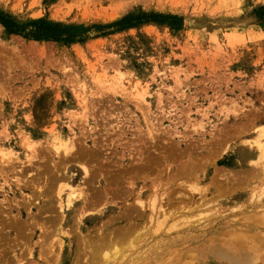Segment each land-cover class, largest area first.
<instances>
[{
	"label": "rangeland",
	"instance_id": "rangeland-1",
	"mask_svg": "<svg viewBox=\"0 0 264 264\" xmlns=\"http://www.w3.org/2000/svg\"><path fill=\"white\" fill-rule=\"evenodd\" d=\"M0 13L181 18L82 42L0 22V264L264 263V178L246 151L264 132V0H0Z\"/></svg>",
	"mask_w": 264,
	"mask_h": 264
},
{
	"label": "trees",
	"instance_id": "trees-1",
	"mask_svg": "<svg viewBox=\"0 0 264 264\" xmlns=\"http://www.w3.org/2000/svg\"><path fill=\"white\" fill-rule=\"evenodd\" d=\"M151 21L159 23L171 22L174 24L175 21H181V18L179 16L164 17L162 14H157L155 18H152V16L147 15L146 13L131 14L110 24H95L91 27L85 28L80 25H66L59 22H45L43 20H35L27 23H16L11 18H8L3 13H0V22L10 32L18 33L24 35L27 38H33L36 40L47 39L68 42L85 41L87 38H89L88 33L93 29L101 31L115 28V30L119 31Z\"/></svg>",
	"mask_w": 264,
	"mask_h": 264
},
{
	"label": "bare ground",
	"instance_id": "bare-ground-1",
	"mask_svg": "<svg viewBox=\"0 0 264 264\" xmlns=\"http://www.w3.org/2000/svg\"><path fill=\"white\" fill-rule=\"evenodd\" d=\"M117 15V14H116ZM148 15V14H147ZM170 16V15H169ZM137 17V16H136ZM146 17V16H145ZM140 19V18H139ZM104 75H106V74H104ZM117 82V81H116ZM138 95H142L141 93L140 94H138ZM85 99V98H84ZM85 102V101H84ZM262 137H264V132H262L260 135H258L257 136V140L255 141V143L253 142V143H251L250 144V149L249 150H246V151H248V156H251V157H248V158H250V160H249V164L255 169V170H257V171H261V173H262V176H263V178H264V140L262 139ZM246 142V141H245ZM75 142H74V140L73 139H71V138H68V137H63L62 139H61V141H59V143L58 144H54V146L56 147V151H59L60 150V148H64L63 150L66 152V154H69L68 155V157L69 156H72L73 154V152H72V149L74 148V146H76L75 144H74ZM55 147H53V148H55ZM254 148H256L257 150L256 151H253V149ZM64 152V153H65ZM63 153V152H62ZM63 153V154H64ZM70 154H72V155H70ZM65 155V154H64ZM75 156V155H74ZM247 156V155H246ZM85 168V167H84ZM86 171H88L87 169H85V172ZM264 186V185H263ZM84 189V188H83ZM197 189H199V191H200V194H201V199L204 197L203 196V194H204V192H205V190H204V187H198ZM79 190L80 191H78V189H75V187H73L72 188V192L70 193V195L72 194V196H70V198H69V204H70V206L74 203V200L76 199V198H78L79 197V193L78 192H80V193H83V190H82V188H79ZM264 187H262V188H260V192H259V194H258V200H261L262 199V195L264 194ZM256 193V192H255ZM253 194V196H252V198H255L257 195L256 194ZM83 195V194H82ZM254 195H256V196H254ZM204 199V198H203ZM256 199V200H257ZM153 200V199H152ZM157 200H156V198L154 199V201H152L151 202V205H150V208H151V219L153 220V219H155L156 218V216L158 215V218H159V213H160V211H159V209L161 208H163L162 206H158L156 203ZM140 203H144L143 201H140ZM160 209V210H161ZM161 211H163V213L165 212L164 211V208H163V210H161ZM163 213H160V215L162 214L163 215ZM166 213V212H165ZM143 216V215H142ZM167 216V215H166ZM162 217V216H161ZM185 217V216H184ZM157 220H159V219H157ZM163 219L161 218V221H162ZM164 220H165V218H164ZM160 221V220H159ZM158 221V222H159ZM167 222V221H166ZM159 225L161 224L160 222L158 223ZM173 224V223H172ZM171 224V225H172ZM158 225V226H159ZM164 225V224H163ZM175 225H176V223H175ZM161 226V225H160ZM159 228V227H158ZM168 230V229H167ZM237 245H238V243H237ZM249 247V246H248ZM221 254V253H220ZM223 254V253H222ZM226 254V253H225ZM106 256H109L110 257V255H108V253L106 254ZM222 256V255H221ZM224 256V255H223ZM229 256V255H228ZM227 256V257H228ZM237 256V255H236ZM253 255H251V254H249V255H247V257H249V258H246L247 260H245V263L244 264H257V263H255V262H253V257H252ZM233 257V256H232ZM234 258V260L237 258V257H233ZM233 258H230V259H232L233 260ZM224 259V258H223ZM229 259V258H228ZM255 259H257V258H255ZM251 260H252V262H251ZM240 261V260H239ZM244 262V261H243ZM235 263H237V264H241V262H238V261H236L235 260ZM264 264V263H263Z\"/></svg>",
	"mask_w": 264,
	"mask_h": 264
}]
</instances>
